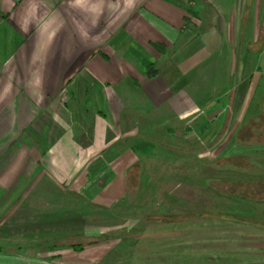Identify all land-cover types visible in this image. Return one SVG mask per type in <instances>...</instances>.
Here are the masks:
<instances>
[{
  "label": "crops",
  "instance_id": "crops-1",
  "mask_svg": "<svg viewBox=\"0 0 264 264\" xmlns=\"http://www.w3.org/2000/svg\"><path fill=\"white\" fill-rule=\"evenodd\" d=\"M259 120L264 0H0V156L21 137L47 175L94 203L129 195L132 169L160 151V135L249 136ZM21 162L0 158L10 181ZM185 178L138 182L174 199L182 186L171 184ZM192 213L224 214L167 217Z\"/></svg>",
  "mask_w": 264,
  "mask_h": 264
},
{
  "label": "rangeland",
  "instance_id": "rangeland-1",
  "mask_svg": "<svg viewBox=\"0 0 264 264\" xmlns=\"http://www.w3.org/2000/svg\"><path fill=\"white\" fill-rule=\"evenodd\" d=\"M258 124L249 136L244 128L187 141L160 135V151L132 169L129 195L110 205L47 175L33 149L39 141L33 137L28 152L18 138L0 156L24 162L13 181L0 166V255L46 264H264L262 226L167 217L216 211L264 221V197L238 191L243 180H264V120ZM91 137L79 136L84 146ZM160 174L190 181L171 184L182 186L176 198L159 199L138 178Z\"/></svg>",
  "mask_w": 264,
  "mask_h": 264
},
{
  "label": "trees",
  "instance_id": "trees-1",
  "mask_svg": "<svg viewBox=\"0 0 264 264\" xmlns=\"http://www.w3.org/2000/svg\"><path fill=\"white\" fill-rule=\"evenodd\" d=\"M244 193V196H253L259 197L262 195L264 197V181H257V182H241V187L238 189V191ZM198 214H187V215H177V216H170L169 219L172 221H179L186 218H191L194 216H197ZM200 216H206V217H219L227 220H234L237 222H244L247 224H254L257 226H262L264 228V221L261 220H254L248 217H242L238 215L233 214H219V213H203L199 214Z\"/></svg>",
  "mask_w": 264,
  "mask_h": 264
}]
</instances>
